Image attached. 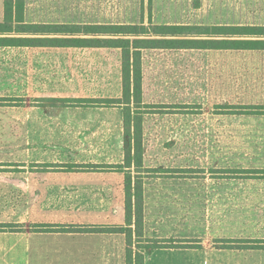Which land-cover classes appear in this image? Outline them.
<instances>
[{
	"label": "rangeland",
	"instance_id": "374dc122",
	"mask_svg": "<svg viewBox=\"0 0 264 264\" xmlns=\"http://www.w3.org/2000/svg\"><path fill=\"white\" fill-rule=\"evenodd\" d=\"M24 7L29 24L264 26V0H25ZM142 58L144 105L141 121L130 110L126 161L129 110L106 103L122 97L119 50L0 49V182L130 177L134 186L140 178L147 235L187 237L185 245L200 247L185 254L192 264H264V253L226 248L264 238V117L237 116L240 103L264 102V53L167 49ZM12 202L20 203L0 195L1 206ZM160 259L168 258L147 264Z\"/></svg>",
	"mask_w": 264,
	"mask_h": 264
},
{
	"label": "crops",
	"instance_id": "0c3cea01",
	"mask_svg": "<svg viewBox=\"0 0 264 264\" xmlns=\"http://www.w3.org/2000/svg\"><path fill=\"white\" fill-rule=\"evenodd\" d=\"M3 17L4 0H0V22H2ZM5 36L0 35V37ZM0 49L47 48L0 47ZM143 52L145 51H142V54ZM246 52L249 54L264 53ZM142 100L141 108L138 111V116H136L139 121L142 117L140 110L144 105ZM262 106H264V102L247 101L240 103L237 116L264 117V111L256 109ZM95 123L104 122L97 121ZM100 129L102 128H96V131ZM138 132L141 138V133ZM125 180L40 178L28 179L22 185H17L16 182H9L8 185H5V183L0 182V195L16 197L20 202L18 205L15 202L0 205V264H126V235L105 230L112 227H127ZM137 183L141 185L143 205L141 240L164 241L166 245H179V248H162L146 254L144 264H147L156 255L168 258L157 260L158 264H192V258L187 259L185 254L190 253L192 256L191 249H200V247L192 248L185 245L189 242L187 237H179L175 231L168 235L146 234L144 226V181L139 178ZM129 228L134 230V225H130ZM135 239L137 240L133 236L132 242ZM228 250L242 253L246 251L264 253V250ZM245 262L243 263L245 264ZM247 264H251V261Z\"/></svg>",
	"mask_w": 264,
	"mask_h": 264
},
{
	"label": "trees",
	"instance_id": "16d2710c",
	"mask_svg": "<svg viewBox=\"0 0 264 264\" xmlns=\"http://www.w3.org/2000/svg\"><path fill=\"white\" fill-rule=\"evenodd\" d=\"M24 1L4 0V17L0 22V35L6 36L0 37V47L102 48L120 51L122 97L107 100L106 103L113 106L125 105L129 110L124 120V126L127 124L125 128L126 161H129L133 149L130 110L134 108L138 112L141 108L142 51L171 49L264 52V26L25 24ZM13 34L19 36H10ZM256 109L264 111V106ZM138 145L139 141L136 142L137 147ZM125 181L127 227H112L105 230L126 235V264H144V256L157 249L179 248V245H166L164 241L142 240L146 246L142 250L139 247L133 249V236L137 238V242H140L142 238L141 185L136 182L132 187L130 177H127ZM132 224L134 230L129 228ZM235 242L238 243V241ZM226 248L264 250V240L250 241L244 246L229 245Z\"/></svg>",
	"mask_w": 264,
	"mask_h": 264
}]
</instances>
